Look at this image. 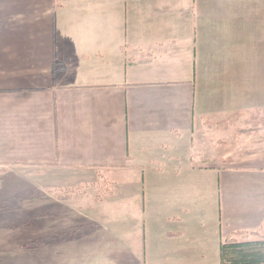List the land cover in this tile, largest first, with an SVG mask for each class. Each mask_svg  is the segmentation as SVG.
Wrapping results in <instances>:
<instances>
[{"label": "crops", "instance_id": "obj_1", "mask_svg": "<svg viewBox=\"0 0 264 264\" xmlns=\"http://www.w3.org/2000/svg\"><path fill=\"white\" fill-rule=\"evenodd\" d=\"M213 105L216 122L264 115V0H0V209L49 191L58 235L77 241L51 264H218L225 235L263 234L264 142L213 167L189 158L232 131ZM213 172L208 220L199 175Z\"/></svg>", "mask_w": 264, "mask_h": 264}, {"label": "rangeland", "instance_id": "obj_2", "mask_svg": "<svg viewBox=\"0 0 264 264\" xmlns=\"http://www.w3.org/2000/svg\"><path fill=\"white\" fill-rule=\"evenodd\" d=\"M211 109L212 111L215 109L218 110V112H214L213 115H211V121L213 122H216V113L222 114L226 112L224 109H220V107L216 108L214 105L211 106ZM252 118L253 117H248L249 120ZM244 119V117L241 118V120ZM254 120L255 124L252 125L254 126V132L252 133V136L248 138L247 142L240 139V137L234 138L233 130L220 133L211 129V144H208L209 146L203 145L206 147H204L205 149H202L199 148L200 145L196 141L195 145L198 147H191V155L189 158L194 162L207 161L208 163H211V167H213L220 156H234L244 149L255 148L259 144L250 142L264 140V115L257 113ZM237 126L240 127L239 123ZM247 126H250V123ZM216 137H219L220 141L216 142ZM204 141H206V139L201 140L202 143H204ZM188 163L189 161L185 158L181 160V164L183 165ZM167 165L166 169L173 167L169 163H167ZM216 177L217 173L214 172L209 176H204L202 174L199 175V179H201L200 186L204 189L200 195L201 217H204L205 219L209 218L208 220H211V214L213 215L217 213L218 195L219 193L222 194V189L217 191V185L215 184ZM114 178L115 175L113 172L112 174L97 176L93 180L96 183V188L93 189L89 187L87 196L83 197L81 202L92 205L98 195L101 196L104 192L106 193V188H112V180H114ZM34 191L35 189L30 190V193H33ZM61 193L64 192H55L54 196H57L58 194H60L59 196H63ZM46 194H49L48 190L44 193H40V196H35L34 198H36V200L38 199V202L31 203L30 205L18 203L16 206L0 209V264H51L54 259L60 260L65 254L63 250H56L55 246H68L77 242L73 241L72 238L67 241L58 235V226L50 213V211L54 210L53 203H49L47 199H45L47 198ZM119 195L122 197L121 192H119ZM25 196L28 197V194ZM112 201L111 198H106L104 199L103 204L109 206L112 204ZM119 202L130 203L127 196L122 197ZM77 204H79V200L73 198L66 203H62L59 207L64 214L66 212L69 213L71 207L76 206ZM212 237L213 235L211 231V241ZM32 242L40 244L44 243L45 245L36 248H26L27 244ZM212 245L211 242V246ZM58 251L61 252L58 253ZM108 261H113V259H102L99 260L98 263L108 264ZM86 264L94 263L88 261Z\"/></svg>", "mask_w": 264, "mask_h": 264}, {"label": "trees", "instance_id": "obj_3", "mask_svg": "<svg viewBox=\"0 0 264 264\" xmlns=\"http://www.w3.org/2000/svg\"><path fill=\"white\" fill-rule=\"evenodd\" d=\"M258 112L243 111L242 114H234L225 120L216 122L218 130H233L234 138L251 137L254 132L255 120ZM240 116L253 117L251 120H241ZM239 123V126L238 125ZM243 126H242V124ZM250 123V126H247ZM258 123V121H257ZM247 124V125H246ZM259 142H264L260 140ZM64 193H71L73 188H61ZM69 194H63L66 197ZM45 245L32 242L26 248H36ZM218 264H264V234L259 231H234L225 235L218 245Z\"/></svg>", "mask_w": 264, "mask_h": 264}]
</instances>
